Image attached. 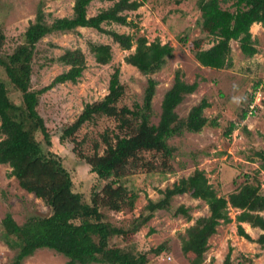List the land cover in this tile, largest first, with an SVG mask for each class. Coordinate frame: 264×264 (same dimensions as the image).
I'll list each match as a JSON object with an SVG mask.
<instances>
[{
	"label": "trees",
	"instance_id": "1",
	"mask_svg": "<svg viewBox=\"0 0 264 264\" xmlns=\"http://www.w3.org/2000/svg\"><path fill=\"white\" fill-rule=\"evenodd\" d=\"M111 3L106 9L88 16L89 5L94 2ZM231 1L232 11L223 9L220 3ZM146 0H74L72 16L54 18L46 21L44 11L39 8L34 21L29 23L23 34V42L11 54L1 55L5 36L0 31V68L8 83L20 94L21 104L15 105L8 96L6 83L0 79V165H6L20 189L40 199L50 209V214L37 217L18 225L10 214H6L0 225L7 245L16 249L17 254L10 264H22L39 249H49L66 258L65 264H147V253L132 251L130 248L111 246L109 240L135 234L159 211L181 216L191 221L190 209L184 205L174 208L172 199L189 193L191 198L200 200L207 206V215L195 220L188 227L181 240V253L188 258L189 264H203L208 249V240L216 234L220 225L235 221L236 235L259 245L264 251V195L261 193L257 174L264 172V148L250 158L258 162L257 173L252 177L243 175V182L227 199L218 196L203 170L195 169L187 178L173 183L172 187L158 190L159 198L148 200L142 214L135 218L128 229L116 227L106 220L102 210L122 212L132 210L138 195L128 190L122 183L131 169L145 168L147 172L156 171V166L142 157L144 153L159 154L162 168L169 169L168 160L172 158L174 148L167 141L179 137L183 132L198 134L205 127H218L216 118L204 117V110L210 107L205 98L192 107L186 118L181 119L175 112L186 95L193 94L198 83L187 84L183 74L176 70L173 84L161 101V112L157 125L149 124L148 113L155 95L156 81L148 78L144 90L142 105L134 104L132 109L118 107L124 94L119 73L114 72L109 79L107 94L99 102L85 104L77 119L66 128L60 141L71 138L84 124L96 117H107L117 121L118 134H102L105 149L101 155L97 146L92 156L78 153L89 166L90 172L98 179L107 181L98 191L91 193L90 203H84L82 196L73 191L72 177L60 158L44 151L51 145V139L44 120L37 112L39 97L56 85L77 83L86 68V60L79 49L66 50L55 60L68 69L55 77L52 82L37 91H32L31 73L36 45L46 36L55 33L76 31L78 28L93 29L103 33L122 51H130L132 56L125 58L129 64H136L144 76L159 72L173 56V48L161 44L156 38L149 42L145 36L133 38L129 34H120L106 30L104 25L116 24L139 30L137 23L128 14L136 12ZM202 12L206 34L213 38L211 46L201 49V42L194 41L193 56L202 68L223 70L232 67L231 42H237L239 51L246 57L257 54L255 40L251 34L254 24L264 25V0H198ZM89 51L96 64L107 65L112 60V50L106 44H89ZM53 61V60H51ZM261 80L252 86H258ZM252 98L248 96L246 108L240 121L246 119L248 105ZM235 125L230 123L224 136L230 137ZM245 130V129H244ZM40 135L41 141L36 137ZM230 210L236 211L234 219ZM242 224L259 229L256 239H252ZM165 251L160 245L150 250L160 255ZM230 251L222 264H231Z\"/></svg>",
	"mask_w": 264,
	"mask_h": 264
},
{
	"label": "rangeland",
	"instance_id": "2",
	"mask_svg": "<svg viewBox=\"0 0 264 264\" xmlns=\"http://www.w3.org/2000/svg\"><path fill=\"white\" fill-rule=\"evenodd\" d=\"M198 0H146L136 12L128 16L138 24L139 30L116 24L104 25L106 30L132 35L134 39L145 36L149 42L158 38L161 44L173 48V56L157 73L144 76L136 64L126 62L125 58L134 55V47L130 51H122L111 38L93 29L78 28L76 31L55 33L43 38L37 45L33 57L31 73V90L37 91L48 86L52 80L65 72L68 67L55 59L66 50L79 49L86 60V68L77 83L66 82L45 91L39 97L37 112L44 120L51 145L44 151L56 154L64 167L69 171L73 182V191L82 196L84 203L89 204L94 189L100 190L105 184L90 172L89 166L78 157L92 156L97 146L101 155L105 149L102 134L110 137L118 134L117 121L107 117H96L92 122L84 124L71 137L60 141L63 131L77 119L85 104L99 102L107 94L110 76L119 73L124 94L118 107L132 109L134 104L142 105L147 79L153 78L157 86L148 113L149 124L155 127L161 112V101L173 84L176 70L183 74L187 84L198 83L193 94L186 95L175 109L179 118H186L189 110L205 98L210 107L205 109L204 117L216 118L217 128L205 127L200 133L183 132L179 137L167 141L174 148L172 158L168 160L169 169L162 168L159 154L144 153L142 157L156 166V171L147 172L145 168L131 169L122 179L123 185L138 195L132 210L111 212L105 209L102 213L107 221L116 227L128 229L132 221L143 213L147 201L159 198L158 190L172 187L173 183L187 178L195 169L203 170L218 196L227 199L243 182V175L251 177L257 173L258 162L252 163L254 153L264 148V95L261 108L254 117L244 123L240 116L248 101L249 91L257 81L264 79V25L254 24L251 34L255 40L257 54L254 57L242 55L238 43L232 41V67L223 70L202 68L193 56L194 41L201 42V49L211 46L213 38L207 36L204 18L197 5ZM74 0H0V31L5 36L1 47V55L7 56L23 42V34L29 23L34 21L36 12L41 8L46 21L54 18L72 16ZM111 3L92 2L87 10L88 16L106 9ZM232 2L220 3L223 9L232 11ZM210 25V24H208ZM89 44H106L111 47L112 60L107 65L96 64L89 51ZM53 60V61H51ZM0 79L6 83L8 96L15 105L21 104V94L6 80L0 68ZM230 123L239 124L234 127L231 138L224 136ZM245 129V130H244ZM36 137L41 141L40 135ZM261 193L264 195V172L257 174ZM172 207L184 205L190 209L191 221L168 212L159 211L135 234L125 237H114L109 240L111 246L130 248L132 251L147 253V264H189L188 258L181 253V240L188 227L196 219L207 215V206L200 200L191 198L190 194L176 196L172 199ZM6 214L22 225L27 220L44 217L50 209L42 200L36 199L18 186L10 176V169L0 165V222ZM236 211L230 210L234 219ZM264 215V214H263ZM236 223L220 225L216 234L208 240V249L204 254L203 264H222L230 251L231 264H264V251L258 244L249 242L236 235ZM252 239H256L259 231L247 224H242ZM163 245L165 251L160 255L150 250ZM16 249L7 245L3 229L0 225V264H10ZM66 258L49 249L36 250L33 256L22 264H65Z\"/></svg>",
	"mask_w": 264,
	"mask_h": 264
},
{
	"label": "built area",
	"instance_id": "3",
	"mask_svg": "<svg viewBox=\"0 0 264 264\" xmlns=\"http://www.w3.org/2000/svg\"><path fill=\"white\" fill-rule=\"evenodd\" d=\"M263 95H264V79L260 81V83L258 84L257 87H255V89L251 88V91H249L248 96L252 98V101L248 105V112L245 120L254 117L256 112L259 111V109L261 108V102L263 101ZM235 126H239V124H235ZM235 135L236 134H234L233 138H235Z\"/></svg>",
	"mask_w": 264,
	"mask_h": 264
},
{
	"label": "crops",
	"instance_id": "4",
	"mask_svg": "<svg viewBox=\"0 0 264 264\" xmlns=\"http://www.w3.org/2000/svg\"><path fill=\"white\" fill-rule=\"evenodd\" d=\"M256 25H257V24H256ZM247 121H248V120H245V121H244V123H245V122H247ZM250 228H251V227H250ZM253 230H257V231H259V232H260V234H262V233H263V232H262V231H260L259 229H253Z\"/></svg>",
	"mask_w": 264,
	"mask_h": 264
}]
</instances>
